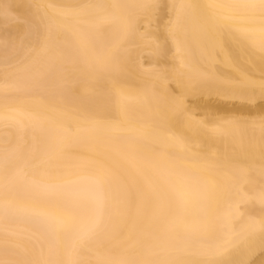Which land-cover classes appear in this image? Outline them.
<instances>
[{"label": "bare ground", "instance_id": "6f19581e", "mask_svg": "<svg viewBox=\"0 0 264 264\" xmlns=\"http://www.w3.org/2000/svg\"><path fill=\"white\" fill-rule=\"evenodd\" d=\"M264 0H0V264H264Z\"/></svg>", "mask_w": 264, "mask_h": 264}, {"label": "snow or ice", "instance_id": "6c2138e0", "mask_svg": "<svg viewBox=\"0 0 264 264\" xmlns=\"http://www.w3.org/2000/svg\"><path fill=\"white\" fill-rule=\"evenodd\" d=\"M262 199H264V197H262Z\"/></svg>", "mask_w": 264, "mask_h": 264}]
</instances>
